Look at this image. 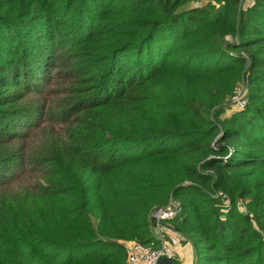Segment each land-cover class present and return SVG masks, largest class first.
<instances>
[{"label":"trees","instance_id":"16d2710c","mask_svg":"<svg viewBox=\"0 0 264 264\" xmlns=\"http://www.w3.org/2000/svg\"><path fill=\"white\" fill-rule=\"evenodd\" d=\"M193 2L0 0V264H127L169 199L193 264H264V0Z\"/></svg>","mask_w":264,"mask_h":264},{"label":"built area","instance_id":"2783aa9c","mask_svg":"<svg viewBox=\"0 0 264 264\" xmlns=\"http://www.w3.org/2000/svg\"><path fill=\"white\" fill-rule=\"evenodd\" d=\"M193 3L197 4L198 1L195 0ZM246 84L247 79L243 78L236 85L230 97V103L237 109L244 108L247 103ZM212 143L215 147H218L221 140L217 136ZM214 195L222 198L225 209L230 208L231 199L223 190H218ZM237 204L241 210H246V205L242 201H237ZM182 209V204L175 199H169L165 205L153 207L149 212V216L154 222V232L159 239V243L153 245L138 240H125L127 264H166L160 261L161 258L169 257L173 259L176 256V247L181 243V235L169 228L166 221L178 216Z\"/></svg>","mask_w":264,"mask_h":264},{"label":"rangeland","instance_id":"374dc122","mask_svg":"<svg viewBox=\"0 0 264 264\" xmlns=\"http://www.w3.org/2000/svg\"><path fill=\"white\" fill-rule=\"evenodd\" d=\"M195 1V0H194ZM197 1H199V3L200 2H204L205 0H197ZM50 87V86H49ZM17 88V90H20L21 89V87H16ZM15 87H10V86H8V89L7 90H15L16 89ZM20 92H23L22 90L20 91ZM34 93H27V94H23L24 95V98L23 99H21L19 102L20 103H25V102H28V100L30 101V100H32V98H33V101H36L37 99H39L40 101L42 100V99H46V97H48V93H46V92H43V93H41L40 95H33ZM233 108V109H232ZM236 107L235 106H231V108H228V109H226L225 110V112H224V114H226V115H228V114H230L234 109H235ZM14 118H17V117H13V119ZM16 122H18V120H16L15 121V124H16ZM46 136V134H44L43 132H42V130H39L38 131V129H37V131H33L32 130V132L28 135V136H26L25 138H24V141H22V142H27V143H33L32 145L34 146L35 144H41V142H42V138L43 137H45ZM18 141H19V139H17ZM38 140H40V143H37V142H35V141H38ZM20 142V141H19ZM27 174H30V175H32V176H35L34 175V173L32 172V171H29ZM181 234V233H180ZM182 235V239L184 240V239H186L187 240V242L189 243H192L191 241L193 240L192 238H195V236L194 237H190L189 235L188 236H186V235H184V234H181ZM190 239H189V238ZM189 239V240H188ZM131 240V239H130ZM182 240V241H183ZM184 242V241H183ZM182 242V243H183ZM190 245V244H189ZM193 249V248H192ZM193 252H194V249H193ZM195 254V253H194Z\"/></svg>","mask_w":264,"mask_h":264},{"label":"crops","instance_id":"0c3cea01","mask_svg":"<svg viewBox=\"0 0 264 264\" xmlns=\"http://www.w3.org/2000/svg\"><path fill=\"white\" fill-rule=\"evenodd\" d=\"M192 248L193 247L190 242L182 243L181 240V243L176 247V256L174 257L178 264H193L195 254Z\"/></svg>","mask_w":264,"mask_h":264},{"label":"water","instance_id":"95a60500","mask_svg":"<svg viewBox=\"0 0 264 264\" xmlns=\"http://www.w3.org/2000/svg\"><path fill=\"white\" fill-rule=\"evenodd\" d=\"M160 261L161 262H164L166 264H174L173 259L172 258H169V257H163V258H161Z\"/></svg>","mask_w":264,"mask_h":264}]
</instances>
